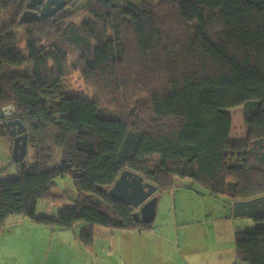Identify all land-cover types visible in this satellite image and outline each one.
<instances>
[{"label": "trees", "instance_id": "16d2710c", "mask_svg": "<svg viewBox=\"0 0 264 264\" xmlns=\"http://www.w3.org/2000/svg\"><path fill=\"white\" fill-rule=\"evenodd\" d=\"M28 1L0 0V132L13 145L2 110L14 105L35 160L0 179V227L21 215L79 229L88 250L97 225L150 230L108 194L126 169L159 198L178 178L232 202L264 194V0H69L20 23ZM77 72L95 97L66 94ZM66 177L76 204L39 215ZM252 217L237 256L264 264V214Z\"/></svg>", "mask_w": 264, "mask_h": 264}, {"label": "crops", "instance_id": "0c3cea01", "mask_svg": "<svg viewBox=\"0 0 264 264\" xmlns=\"http://www.w3.org/2000/svg\"><path fill=\"white\" fill-rule=\"evenodd\" d=\"M5 121L7 122L6 119ZM0 122L2 123L3 119H0ZM12 157L11 140L0 132V179L8 177L13 166L17 167L16 171L19 170V165L12 161ZM199 195L202 200L209 198V194L205 192ZM41 202H38L37 210L41 204H46ZM230 202L232 206L229 204V208L233 214V202ZM45 211L47 209L39 215H48ZM224 217L227 218L225 213ZM192 221L194 223L193 218L190 219V224ZM178 225L184 229L183 223ZM223 226L219 229L220 232H217L215 227L201 225L198 229L209 230L211 233H204L197 238L190 235V239H178L173 234L160 233L159 228L155 226L142 232L116 229L115 232L106 231L107 238L98 240L95 237L93 250H88L83 247L75 229L52 232L48 226L21 215H14L0 227V264L244 263L237 256L235 231H229V225ZM169 229L175 230L173 227ZM230 238L232 243H227L226 240Z\"/></svg>", "mask_w": 264, "mask_h": 264}, {"label": "rangeland", "instance_id": "374dc122", "mask_svg": "<svg viewBox=\"0 0 264 264\" xmlns=\"http://www.w3.org/2000/svg\"><path fill=\"white\" fill-rule=\"evenodd\" d=\"M81 1L82 3H80V5L84 4L87 0ZM128 1L130 3H135V5H139L142 0ZM78 18L79 16L77 19ZM17 36L19 37V45L23 46L25 43L23 30H18ZM63 86L67 95L83 94L89 97H95L94 91L92 90V92L88 88L89 85L85 82V78L81 77L79 72L65 78L63 80ZM27 159L29 163L35 161L33 158V149L31 147L28 149ZM16 168V166L10 168L11 172L8 173V176L16 175L18 173ZM200 190L206 189L193 182L190 178H178L177 185L174 188L160 193L157 214L154 220V226L159 228L160 233H170L178 239H190V235L197 238L204 235V233H211L209 230L198 229L201 225L215 227V231L217 232H220L219 229L224 227L223 225H229L228 230L235 231V235L238 232L257 229V223L252 216L235 217L232 214L229 208V204L232 206L229 197L221 195L213 196L209 194V198L202 200L203 198L199 195ZM54 192L59 195H64V197L54 201L41 200V203L46 204H41L39 210H37L38 214H42L43 210L47 209L45 214L54 215L57 211L76 204L77 192L70 177L59 178L58 188L54 190ZM224 213L227 218L224 217ZM191 217L194 223L192 221L190 224ZM180 222L183 223L182 226L184 229L178 225ZM170 227L175 228V230L171 231L169 229ZM74 231L80 232L79 229H75ZM106 231L115 232L117 230L97 225L95 237L98 240L107 238ZM231 241V238L226 240L227 243H232ZM239 264L244 263L239 261Z\"/></svg>", "mask_w": 264, "mask_h": 264}, {"label": "water", "instance_id": "95a60500", "mask_svg": "<svg viewBox=\"0 0 264 264\" xmlns=\"http://www.w3.org/2000/svg\"><path fill=\"white\" fill-rule=\"evenodd\" d=\"M69 0H29L27 8L22 13L20 23L29 22L34 19L54 16L58 11L65 8ZM7 118V125L14 139L13 158L19 163L20 168L27 166V153L29 149V131L26 123L15 117L16 108L9 105L2 110ZM158 186L146 181L145 178L132 170L126 169L121 172L108 194L112 198L122 200L133 208L135 219L145 222L155 220L159 196L156 194ZM264 214V194L242 200L233 201V215L235 217L254 216Z\"/></svg>", "mask_w": 264, "mask_h": 264}]
</instances>
